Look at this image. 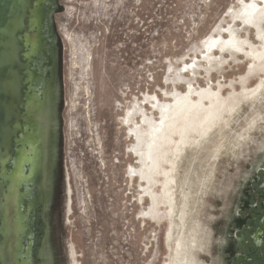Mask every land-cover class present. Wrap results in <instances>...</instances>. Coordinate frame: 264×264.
<instances>
[{"label": "rangeland", "instance_id": "obj_1", "mask_svg": "<svg viewBox=\"0 0 264 264\" xmlns=\"http://www.w3.org/2000/svg\"><path fill=\"white\" fill-rule=\"evenodd\" d=\"M253 1L262 6L261 0H61L62 121L78 264H151L154 226L142 218L150 200H140L141 183L129 175L138 167L126 123L132 112L145 108L159 119L148 99L171 102L168 94L186 93L189 84L210 85L230 101L264 100V74L251 76L247 55L217 49L218 60L209 63L204 47L232 31L260 47L241 20Z\"/></svg>", "mask_w": 264, "mask_h": 264}, {"label": "water", "instance_id": "obj_2", "mask_svg": "<svg viewBox=\"0 0 264 264\" xmlns=\"http://www.w3.org/2000/svg\"><path fill=\"white\" fill-rule=\"evenodd\" d=\"M28 7L29 0H0L1 162L20 100L17 35ZM64 11L61 5L60 13ZM56 32L60 39L57 27ZM60 44L64 112L61 39ZM62 170L61 201L48 211L46 227L39 210L26 221L28 210H19L28 232L19 228L13 241L4 226L3 212L11 211L5 209L0 182V264H33L29 258L43 250L38 252L39 243L45 247V264H78L63 121ZM148 172L155 237L151 264H264V100L204 101L168 125ZM10 247H19L18 254Z\"/></svg>", "mask_w": 264, "mask_h": 264}, {"label": "flooded vegetation", "instance_id": "obj_3", "mask_svg": "<svg viewBox=\"0 0 264 264\" xmlns=\"http://www.w3.org/2000/svg\"><path fill=\"white\" fill-rule=\"evenodd\" d=\"M60 11L61 0H29L24 28L17 35L21 47L20 100L11 115L0 161V182L6 197L3 202L11 211L3 212L4 226L12 235L11 241L15 233L19 236V228L28 232V222L22 224L19 210H28L25 221L39 210V219L46 227L48 211L56 210L61 201L62 73L61 44L56 32V15ZM2 238L5 240L4 235ZM9 249L14 255L19 252V247ZM44 249L39 243L37 256L29 258L28 253L27 258L33 264L37 258V264H45Z\"/></svg>", "mask_w": 264, "mask_h": 264}, {"label": "bare ground", "instance_id": "obj_4", "mask_svg": "<svg viewBox=\"0 0 264 264\" xmlns=\"http://www.w3.org/2000/svg\"><path fill=\"white\" fill-rule=\"evenodd\" d=\"M261 1L262 6L256 4L255 1H253L250 5H244L245 7L242 13L243 16L241 18L242 23L245 26L247 25L254 29L261 46L257 47L249 40L245 42L241 41L237 34L238 31H232L228 40H224V38L220 36V39L223 41L222 43L221 40L217 39V37L207 38L208 40L205 42L204 47L205 52L209 53L210 56L209 63L218 60L212 57V53L217 49L224 55L229 53L230 55L235 56L244 53L249 57L250 62H252L249 68L251 69V76L254 77L257 74H264V0ZM246 46H248L247 49H245ZM225 60L226 59L221 57L219 65L225 63ZM188 69L190 68L188 67L186 70ZM190 70L194 72V69ZM193 74H195V72ZM244 90L247 91V86L244 87ZM168 95L172 96L171 102H163L153 96L148 99V102H146L152 109H156L160 115L159 119H154L152 115H149L146 112L145 108L138 107L136 112H132L130 116H128L126 122L130 128L128 135L129 139L134 143L130 151L131 156L134 157L137 162L136 165H138V167L130 168L129 175L133 181H140L141 183L140 188L142 189V193L144 195L140 198V200H150V209L143 212L142 218L152 221L153 215L148 161L166 128L170 123L197 107L204 101H230L226 98L227 96L223 97L221 90L216 91L210 85L205 88L196 89L192 84H189L186 93L175 91L174 93H170Z\"/></svg>", "mask_w": 264, "mask_h": 264}]
</instances>
